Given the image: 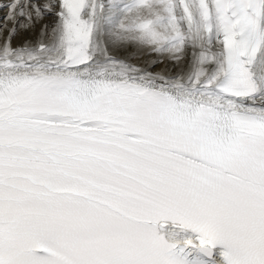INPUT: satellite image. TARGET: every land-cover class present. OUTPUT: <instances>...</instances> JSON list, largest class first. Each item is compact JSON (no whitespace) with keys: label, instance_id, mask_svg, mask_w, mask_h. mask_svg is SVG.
<instances>
[{"label":"snow or ice","instance_id":"6c2138e0","mask_svg":"<svg viewBox=\"0 0 264 264\" xmlns=\"http://www.w3.org/2000/svg\"><path fill=\"white\" fill-rule=\"evenodd\" d=\"M7 7L0 264H264V0Z\"/></svg>","mask_w":264,"mask_h":264},{"label":"bare ground","instance_id":"6f19581e","mask_svg":"<svg viewBox=\"0 0 264 264\" xmlns=\"http://www.w3.org/2000/svg\"><path fill=\"white\" fill-rule=\"evenodd\" d=\"M13 0H0V44L3 43L4 39L9 35L10 29L13 27V21L9 19L10 8L7 5H10ZM39 3H44L46 0H38ZM55 17L49 16L46 17L43 21L37 23L34 29L24 31L20 30L16 36L12 39L13 46H20L25 41L30 40L35 43L39 38L41 27L43 24L47 23L49 25L54 22ZM129 54H132L135 58L131 60L132 63L138 64L141 67L147 68L151 72H175L177 69L164 57H159L155 53L149 54L145 51L142 54H136L133 48H129L126 51L120 53L121 57H126ZM157 60L162 62L156 63Z\"/></svg>","mask_w":264,"mask_h":264}]
</instances>
